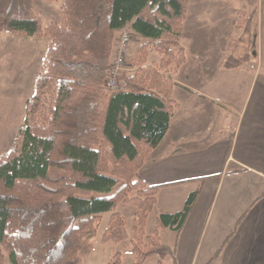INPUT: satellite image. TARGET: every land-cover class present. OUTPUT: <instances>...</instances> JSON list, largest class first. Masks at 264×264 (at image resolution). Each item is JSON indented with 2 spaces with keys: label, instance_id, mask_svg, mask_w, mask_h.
<instances>
[{
  "label": "trees",
  "instance_id": "1",
  "mask_svg": "<svg viewBox=\"0 0 264 264\" xmlns=\"http://www.w3.org/2000/svg\"><path fill=\"white\" fill-rule=\"evenodd\" d=\"M43 1L61 3L60 23L45 27L34 0H0V32L50 39L16 144L0 156V264H83L85 243L98 233L96 216L111 213L102 242L130 239L121 203L137 209L134 264L173 256L160 230L180 232L200 191L182 210L161 214L148 234L160 185L140 170L180 106L173 74L187 60L181 38L191 0ZM257 14L252 9L244 21ZM126 28L145 41L133 58L135 72L112 91L106 80L114 41ZM152 49L162 56L158 64L149 62ZM245 58L232 53L226 65ZM108 264H124L122 252Z\"/></svg>",
  "mask_w": 264,
  "mask_h": 264
},
{
  "label": "crops",
  "instance_id": "2",
  "mask_svg": "<svg viewBox=\"0 0 264 264\" xmlns=\"http://www.w3.org/2000/svg\"><path fill=\"white\" fill-rule=\"evenodd\" d=\"M254 8L260 13L263 0L190 2L181 38L187 56L183 66H188L189 50L184 38L189 33L197 35L200 30L232 20L235 30L238 16ZM230 35L222 42L225 49L219 63L211 61V53H204L205 39L192 38V46L201 53L198 57L206 61L201 68L206 75L213 77L220 69L221 75L247 80L248 93L242 105L235 101L226 103L228 99L219 94V87L208 92L190 86L192 75L199 72L187 71L181 78V66L173 75V98L180 106L166 136L140 170L142 179L160 185L147 225L148 234L152 233L149 229H156L161 214L182 210L189 195L200 191L180 232L160 230L162 242L174 250V255H170L174 264H264V60L254 54L258 65L252 73L247 69L251 58L228 67L227 61L234 52ZM233 57L240 58L235 54ZM184 104L190 106L188 111L176 119ZM205 114L213 116V128L207 131L201 128L207 123ZM133 215L135 219L136 211ZM221 247L224 248L216 258Z\"/></svg>",
  "mask_w": 264,
  "mask_h": 264
},
{
  "label": "rangeland",
  "instance_id": "3",
  "mask_svg": "<svg viewBox=\"0 0 264 264\" xmlns=\"http://www.w3.org/2000/svg\"><path fill=\"white\" fill-rule=\"evenodd\" d=\"M200 1L202 0H191V3H199ZM34 6L42 17L45 27L52 22H61L60 2L34 0ZM244 14L246 15L241 18V26H238V18L236 19L235 30L232 28L235 21L232 20L230 23H220L214 28L200 30L197 35L189 33L188 36L184 38V44H188L189 50L188 66L182 65L183 67L180 72L181 78L184 77L187 71L188 74L199 72V75H192L189 81L190 86L208 92L210 88L215 87V89H217L219 87V94L228 99L227 101L225 100V102L229 103L235 101L238 106L242 105V102L247 97L248 92H245L247 80H244L242 76L230 77L225 74L221 75L220 69L218 73H213V77L209 74L206 75L207 72L201 70L202 67H205L206 61H204V58L201 59L198 57L201 53H197L194 46H192V38L205 39L207 45L204 53H211L213 55L211 61H218L219 63L221 54L225 49L222 42L228 40L229 35L233 33L232 36L230 35V44L231 47L234 48L233 54L238 55L240 57L239 60L243 59L244 56L251 58V63L248 64L247 69L250 73L255 72L258 65V58H256L254 54H259L264 60V0L263 9L256 15L253 21L250 23L244 21L245 17L247 18L250 14V11ZM229 24H231V29ZM246 27H251L249 34L244 30ZM124 31H128L132 34V41L125 59L123 72L118 79L119 89L123 86L121 82L123 75L133 74L135 72L133 58L142 42L145 41L135 35L130 28H126L117 34L114 41V57L112 62L117 55L116 45ZM49 43L50 39L47 37L41 39L33 37L23 38L8 32H0V156L10 152L16 144L18 130L23 123L27 103L33 92L36 78L41 71L43 58ZM132 46L134 47L133 50ZM161 57L162 56L158 52L152 49L149 62L158 64ZM231 62L234 65L238 64V61H234L233 59ZM177 70H175V72ZM178 90L179 89L176 90L177 98L179 97L178 93H180ZM188 107L184 104L183 108L177 112L176 119L182 117L185 111H188ZM232 117L235 122L237 116L234 114ZM204 118H206L207 123L202 125L201 128L206 131L212 129V114H205ZM176 119L175 121L178 123ZM219 128H224V126L220 127L219 125ZM117 211L128 219L130 239L120 243L112 241L107 243L102 242V237L108 227L111 213L108 212L100 214L101 216H96L95 221L99 225L98 233L85 243V248L82 252V257L84 259L83 264H108L114 254L118 252H122L124 264H134L135 258L132 254L131 238L133 236V226L135 225L133 214L137 209L129 204L121 203ZM152 230L153 229H149L148 232L151 233L153 232ZM144 264H174V262L171 256H167L164 259L158 256H152L147 259Z\"/></svg>",
  "mask_w": 264,
  "mask_h": 264
},
{
  "label": "built area",
  "instance_id": "4",
  "mask_svg": "<svg viewBox=\"0 0 264 264\" xmlns=\"http://www.w3.org/2000/svg\"><path fill=\"white\" fill-rule=\"evenodd\" d=\"M131 41L132 34L128 31H124L116 45L117 55L110 65L109 75L106 80V87L112 91H115L118 88V79L123 72L122 70Z\"/></svg>",
  "mask_w": 264,
  "mask_h": 264
}]
</instances>
